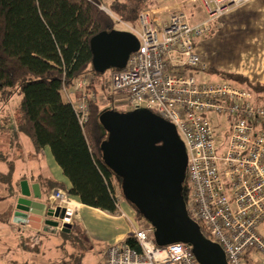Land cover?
Wrapping results in <instances>:
<instances>
[{
    "label": "built area",
    "instance_id": "built-area-1",
    "mask_svg": "<svg viewBox=\"0 0 264 264\" xmlns=\"http://www.w3.org/2000/svg\"><path fill=\"white\" fill-rule=\"evenodd\" d=\"M208 18L192 25L187 13L172 9L166 21L149 7L139 14L140 28L115 16L122 28L140 40L123 68L109 69L114 102L134 109L147 108L173 123L184 141L190 195L186 208L206 237L224 250L229 264H264V101L225 75L218 80L204 73L206 65L195 48L196 38L208 35L221 13L245 0H203ZM88 77L66 91L79 121L89 113ZM215 113L226 118L218 131ZM121 195L117 194L120 210ZM51 203L65 209L63 224H74L77 206L61 189L53 190ZM140 248L125 241L108 246L104 264H200L191 245L174 242L157 245L152 230L133 231Z\"/></svg>",
    "mask_w": 264,
    "mask_h": 264
},
{
    "label": "trees",
    "instance_id": "trees-1",
    "mask_svg": "<svg viewBox=\"0 0 264 264\" xmlns=\"http://www.w3.org/2000/svg\"><path fill=\"white\" fill-rule=\"evenodd\" d=\"M102 5L103 0H0V107L15 93L22 95L17 131L29 138L35 150L49 147L71 181L67 187L63 182L48 179L50 191L61 189L70 198L110 214L120 212L117 205L120 193L133 206L138 220L143 221L146 218L126 198L122 177L106 165L101 149L108 134L100 122V114L109 109L127 111L114 103L104 108L97 100H89L88 117L81 123L66 95L85 75L92 74L96 79L103 74L93 65L91 39L103 31L116 29L119 22ZM146 6V0H113L108 8L132 25L130 22H138ZM223 75L252 91L257 101H263L264 84L252 83L240 74ZM92 87L89 84L87 89ZM102 88L108 89V102L111 103L110 99L114 102L109 81ZM10 177L7 176L8 181ZM19 185L21 187V183ZM6 186L12 203L2 217L12 223L18 196L10 181ZM190 192L185 177V201ZM47 201L51 203V199ZM77 224H72L69 232L60 227L47 229L57 230L67 239ZM143 226L152 230L153 237L152 224V227L146 223ZM123 241L140 248L134 233Z\"/></svg>",
    "mask_w": 264,
    "mask_h": 264
},
{
    "label": "water",
    "instance_id": "water-1",
    "mask_svg": "<svg viewBox=\"0 0 264 264\" xmlns=\"http://www.w3.org/2000/svg\"><path fill=\"white\" fill-rule=\"evenodd\" d=\"M139 46V38L128 30L103 31L91 39L93 65L101 73L123 68ZM99 119L108 134L101 143L103 160L122 177L126 198L152 224L156 244L187 243L200 264H229L223 248L188 214L183 196L188 156L175 125L147 108L109 109ZM41 198L39 184L23 180L13 222L37 229L58 227L65 209ZM71 227L65 223L62 230L69 232Z\"/></svg>",
    "mask_w": 264,
    "mask_h": 264
},
{
    "label": "crops",
    "instance_id": "crops-1",
    "mask_svg": "<svg viewBox=\"0 0 264 264\" xmlns=\"http://www.w3.org/2000/svg\"><path fill=\"white\" fill-rule=\"evenodd\" d=\"M147 3L153 15L161 21H166L169 12L174 8L183 9L192 25L199 24L208 18L207 6L203 0H147ZM195 48L206 65V70L203 72L210 74L212 79L217 80L223 73H234L245 76L252 83L264 84V0H245L225 9L212 22L211 32L202 38H196ZM1 124L4 123L1 122ZM15 133L17 134L18 131L16 130ZM16 137L12 141L10 139L8 141L7 138L0 143V194H2L0 195V204H2L0 234L4 233L7 236L9 231L17 234L25 231L29 238L26 239L23 236L20 242L26 239L23 245L28 246L37 241V234L28 230L30 226L16 224L12 218L11 223L2 217V214H7L9 205L12 203L10 196L8 197L6 183L10 181L14 185L17 196L21 195L19 183L23 180H27L30 185L39 184L42 193L40 200L47 201L51 199L53 193L47 187L48 179L63 182L67 187L71 185V181L56 162L49 147L37 151L32 146L37 153L32 154L35 165H32L30 171L20 169L18 172L16 162L21 160L22 154L16 152H20L22 144L18 136ZM8 175L11 176L9 181ZM71 199L77 206L76 223L84 224L88 231H91V228L101 227V219L116 222L115 234L110 240L111 244L124 240L142 223L138 220L133 206L127 201H121L119 213L110 214L85 205L77 198L72 197ZM46 230L49 229L46 228ZM0 249L7 251L9 248L0 241ZM2 255L8 264H18L15 259H9L3 253ZM23 255L25 253H22V257Z\"/></svg>",
    "mask_w": 264,
    "mask_h": 264
},
{
    "label": "rangeland",
    "instance_id": "rangeland-1",
    "mask_svg": "<svg viewBox=\"0 0 264 264\" xmlns=\"http://www.w3.org/2000/svg\"><path fill=\"white\" fill-rule=\"evenodd\" d=\"M112 1L113 0H103V4L108 8ZM146 7H149L148 3ZM130 23L136 28H140L139 22ZM116 29L126 30L120 25H117ZM108 76L109 69L102 75H97L96 79L93 77L87 78L89 81L88 84L93 85L92 88L87 89L88 92L92 94L91 100H97L102 103L104 108L114 103L119 109L124 111L131 110L132 107L130 105H119L112 102V99H110L111 103L108 102L109 99L106 96L108 89L104 90L102 88L104 83L108 81ZM69 91L74 92L75 95L81 94L80 89H75V87ZM21 98V94L15 93L10 99L3 101L0 107V123H4L0 125V143H2L3 140H7V138L8 141L9 139L12 141L18 136L22 144L20 152H16L17 154H22L21 160L19 159V161L16 162V165H18V172L20 169L30 171L32 165H35L32 154H37L33 150L32 144L25 134L19 132L17 134L15 133L17 130L16 127L20 123ZM210 117L217 122L216 129L218 131L224 132L227 129L226 118L215 113H211ZM120 201L126 202L127 200L121 196ZM1 205L2 204H0V207ZM101 220V227L96 229L91 228V231H88L84 224L78 223L67 239L61 233H57V230L45 231L44 228L37 229L30 226L28 230L37 234V241L35 245L30 243L28 246L23 245L24 241L26 242V239L29 238V236H27L28 233L25 231L18 232L19 234L14 231H9V233L7 232V236L4 233L0 234V241L4 242L6 247L9 248L7 251L0 249V264H8L2 253L8 256L9 259L13 258L18 261V264H104L106 260V250L108 246L111 245L110 240L113 239L115 234L114 226L116 222L107 219ZM144 223L151 226L147 219H143L140 225L143 226ZM74 224H76V220ZM23 236H25L26 239L20 242ZM22 253H25L23 257Z\"/></svg>",
    "mask_w": 264,
    "mask_h": 264
}]
</instances>
